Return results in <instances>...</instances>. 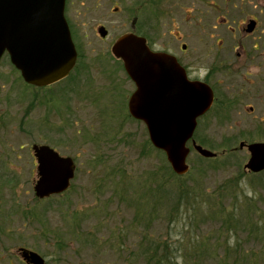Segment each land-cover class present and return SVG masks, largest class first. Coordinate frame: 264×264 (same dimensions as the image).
Here are the masks:
<instances>
[{"label":"rangeland","instance_id":"1","mask_svg":"<svg viewBox=\"0 0 264 264\" xmlns=\"http://www.w3.org/2000/svg\"><path fill=\"white\" fill-rule=\"evenodd\" d=\"M85 1L71 0L81 56L71 77L37 91L9 55L0 63V264H23L21 247L49 264H154L148 252L163 254L165 245L176 264H264V175L245 172L249 153L234 150L264 142V0H166L155 12L115 0L121 13ZM253 17L259 24L246 35ZM134 19L156 50L176 53L214 89L215 107L199 120L195 141L218 159L192 150L191 177L167 172L146 125L129 114L135 85L111 47ZM34 144L74 158L68 193L36 197ZM186 188L204 195L195 208L179 199ZM225 219L237 228L227 230ZM225 243L241 253L226 259Z\"/></svg>","mask_w":264,"mask_h":264},{"label":"water","instance_id":"2","mask_svg":"<svg viewBox=\"0 0 264 264\" xmlns=\"http://www.w3.org/2000/svg\"><path fill=\"white\" fill-rule=\"evenodd\" d=\"M66 0H0V61L5 53L28 84L45 87L66 78L74 68L77 51L65 18ZM253 21L248 32L255 29ZM107 31L102 28L101 35ZM185 48V47H184ZM114 55L123 60L136 91L129 100V112L143 121L152 145L165 152L174 173L189 171L187 146L193 138L198 118L213 104L212 89L204 83L191 82L177 60L165 53L153 52L144 38L122 36L113 46ZM204 158L217 155L193 141ZM250 158L244 169L258 174L264 171V142L247 144ZM39 179L35 185L38 198L64 193L75 176L71 157H62L49 146H33ZM29 264H47L36 253L24 252Z\"/></svg>","mask_w":264,"mask_h":264},{"label":"flooded vegetation","instance_id":"3","mask_svg":"<svg viewBox=\"0 0 264 264\" xmlns=\"http://www.w3.org/2000/svg\"><path fill=\"white\" fill-rule=\"evenodd\" d=\"M165 1L166 0H164V4L162 5V0H136L132 4V6H133L132 10L135 11V9H136V12H137L139 9L140 10L149 9V10L155 12L154 10L164 9L165 8V6H166ZM103 3L106 6H109L112 3V5L114 6L113 7L114 13H121V8L119 6H117V5H115V0H103ZM81 4H87V0L85 1V3H81ZM70 6H71V0H67L66 1V18H67V21H68V24H69V27H70V30H71L72 37L75 40L76 28L74 26V23L72 21H70V18H69L70 17V12H71V7ZM254 19L257 21V23H259L258 18L254 17ZM224 20H226V18H224ZM136 23H137V19H134L132 24H133V27H134L135 30H136ZM139 35L144 36L147 39L148 45L150 46V48L155 50L154 46L150 43L148 37H146L145 35L140 34V33H139ZM77 50H79L78 46H77ZM255 50H256V48H255ZM169 53H171L173 56H175L177 58L178 62L180 63V65H182L185 68L186 73H187V77L189 78V80H191V81H202L204 83H207L205 80L199 79V77H192V75L190 74L189 70L184 66V64H182V60L180 59V57L176 53H173L171 51H169ZM78 56H79L78 60L81 59L79 51H78ZM215 102H216V97H215ZM214 106H215V103H214ZM214 106H213V108H214ZM212 109L210 111H212ZM209 112L203 118H201L199 120L204 119L209 114ZM22 249H28V250L35 251L36 253H38L36 250H32V249H29V248L21 247L18 250L17 257L21 260V262L23 264H27V263L22 258V256H23ZM4 251L7 252L6 249H4ZM9 257H10V255L7 256V258H9Z\"/></svg>","mask_w":264,"mask_h":264},{"label":"trees","instance_id":"4","mask_svg":"<svg viewBox=\"0 0 264 264\" xmlns=\"http://www.w3.org/2000/svg\"><path fill=\"white\" fill-rule=\"evenodd\" d=\"M160 154H161V152H160ZM218 159V157L217 158H214L212 161H214V160H217ZM204 161H207L206 159H204ZM167 172L171 175V176H176L175 174H173L172 173V171L170 170V169H167ZM261 175H264V173H262ZM187 177H191V173L189 172L187 175H186ZM186 176H184V177H186ZM258 176H260V175H258ZM177 177V176H176ZM177 178H179V179H183V177H177ZM198 192H197V189L195 188L194 190L192 189V190H188L187 188H186V190L184 191V192H181L180 194H179V199L183 202V200L184 199H187V204L189 205V206H192L193 208H195L196 207V203H198V199L200 198V197H203L204 195H199V194H197ZM196 197V198H195ZM192 199H194L195 201H193ZM186 204V205H187ZM142 213H143V211H142ZM140 214H141V210H140ZM138 215L139 217L141 216V215ZM216 215V214H215ZM225 222H226V229L227 230H229V231H231V230H233V229H236L237 228V226H238V224H239V222L236 220V219H225ZM233 223H234V225H233ZM253 228L255 227L254 225L252 226ZM254 230H256V229H254ZM220 231V230H219ZM252 233H253V231H252ZM252 233H250V234H252ZM206 247L208 248V246L206 245ZM207 248H205L204 250H206ZM218 249H219V247H218ZM222 250H223V254H224V257H226V259H228V257H230L232 254V252H239L240 251V253H241V250H239V244H236V246L234 247V250L233 249H231L228 245H227V243H225L223 246H222V248H221ZM169 250V248L165 245L164 246V248H163V254H160V252H159V249H158V247L156 248V251H153V252H148V260H150V261H154V264H176V263H174L173 262V259H171V258H169L168 256H167V251ZM231 250H233V251H231ZM205 252V251H204ZM215 252H216V250H215ZM152 253V254H151ZM159 253V254H158ZM243 254V253H242ZM241 254V256L242 257H244L243 255ZM160 255V256H159ZM235 261H237V259L235 260ZM149 263V262H148Z\"/></svg>","mask_w":264,"mask_h":264}]
</instances>
